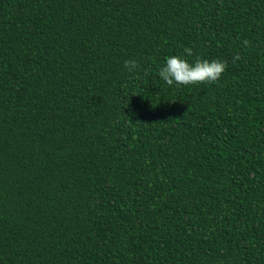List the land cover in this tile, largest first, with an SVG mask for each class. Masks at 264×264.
<instances>
[{
	"label": "trees",
	"instance_id": "obj_1",
	"mask_svg": "<svg viewBox=\"0 0 264 264\" xmlns=\"http://www.w3.org/2000/svg\"><path fill=\"white\" fill-rule=\"evenodd\" d=\"M0 264H264V0H0Z\"/></svg>",
	"mask_w": 264,
	"mask_h": 264
},
{
	"label": "clouds",
	"instance_id": "obj_2",
	"mask_svg": "<svg viewBox=\"0 0 264 264\" xmlns=\"http://www.w3.org/2000/svg\"><path fill=\"white\" fill-rule=\"evenodd\" d=\"M245 40L244 44L249 45ZM187 57L193 56V49L184 48ZM186 56L173 55L167 58L164 66L159 68V77L169 86L175 85H195L201 83L218 82L228 68L227 60H201L196 58L194 63H190ZM239 53L233 56L232 63L241 60ZM124 67L129 73H135L140 68L138 61L126 60Z\"/></svg>",
	"mask_w": 264,
	"mask_h": 264
}]
</instances>
